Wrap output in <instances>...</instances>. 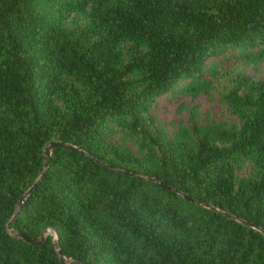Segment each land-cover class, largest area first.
<instances>
[{"label":"trees","instance_id":"obj_1","mask_svg":"<svg viewBox=\"0 0 264 264\" xmlns=\"http://www.w3.org/2000/svg\"><path fill=\"white\" fill-rule=\"evenodd\" d=\"M228 53L264 56V0H0V264H264V80ZM204 74L237 124L168 138Z\"/></svg>","mask_w":264,"mask_h":264},{"label":"rangeland","instance_id":"obj_2","mask_svg":"<svg viewBox=\"0 0 264 264\" xmlns=\"http://www.w3.org/2000/svg\"><path fill=\"white\" fill-rule=\"evenodd\" d=\"M212 61L220 72L229 71L231 74L238 71L247 77L264 80V56L259 58L252 55L245 59L228 53L224 59L217 57ZM204 79L209 82L208 87L195 96L179 93L174 89L154 101L149 115L154 119L155 126L163 130L168 138H172L181 128L189 130L193 124L199 128L212 123L225 126L237 124V120L229 115L226 106L219 99L221 87L226 81L224 79L216 81L207 74H204ZM108 140L114 145L138 154L135 139L118 128L108 135ZM240 174L247 176L248 167H245ZM46 234L54 237L51 231H46Z\"/></svg>","mask_w":264,"mask_h":264},{"label":"water","instance_id":"obj_3","mask_svg":"<svg viewBox=\"0 0 264 264\" xmlns=\"http://www.w3.org/2000/svg\"><path fill=\"white\" fill-rule=\"evenodd\" d=\"M56 147H65V148H71L70 146L68 145H65L63 143H59V142H49L45 148H44V161H45V165H44V169L47 168L48 166V159H49V155H50V151L53 150L54 148ZM35 184H33L19 199H18V202H17V206L19 207L22 200L32 191V189L34 188ZM207 207V206H205ZM226 215V214H225ZM228 216V215H226ZM15 217V215L13 216V218ZM245 224V223H244ZM247 225V224H245ZM10 227H11V224L10 222L7 223L6 225V229L7 230H10ZM46 235H49V234H46ZM57 247V245H55V248ZM57 254L58 255H61L60 251H57ZM78 264V263H77Z\"/></svg>","mask_w":264,"mask_h":264}]
</instances>
